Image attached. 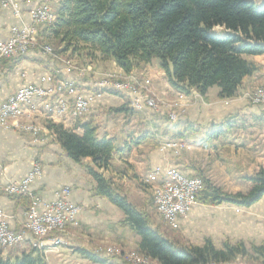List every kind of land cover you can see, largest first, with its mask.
<instances>
[{"label": "crops", "instance_id": "crops-1", "mask_svg": "<svg viewBox=\"0 0 264 264\" xmlns=\"http://www.w3.org/2000/svg\"><path fill=\"white\" fill-rule=\"evenodd\" d=\"M43 1L0 0V41L9 38L13 26L31 24L30 10ZM58 1L50 2L57 8ZM218 30L222 31L220 28ZM37 40L38 44L26 54L4 59L0 63V105L21 87H48V77H52L53 81H74L76 93L64 96L69 104L76 96L90 100L88 114L81 119L52 114L51 104L57 100V96L36 100L29 106L30 118L20 122H30L45 128L40 136L0 126V183L19 180L38 164L42 174L31 183L32 192L44 201H54L60 196L61 190L67 188V201L80 207L78 227L68 228L62 235L50 237L45 243L43 255L46 264H121L115 257L107 255L98 257V263L93 262L81 255L80 250L103 244L123 249L137 248L139 239L129 226L123 224L124 213L120 209L106 198L92 194L95 184L92 177L63 154L54 135L48 131L47 122L62 125L64 129L81 136V124L91 121L97 127L98 134L114 145L109 168L101 171L103 176L110 178L112 186L122 190L117 191L121 194H128V191L140 194L142 205H136V208L144 214L150 210L147 204L149 200L147 192L139 188L135 178L145 184L144 179L156 168L163 172L176 168L189 175L192 169L188 162L192 161L195 151L216 154L223 148L228 149L229 160L234 163V171L229 173L228 180L236 186L234 193L247 191L251 186L248 178L264 167V106L258 108L245 98L248 90L258 85L264 86V54L245 56L258 69L242 82L233 98H219V88L213 86L201 95V99H194L196 91L193 89L187 94L173 89L165 72L155 61L141 64L125 73L114 61L113 71L107 72L103 65L105 61L96 59V65L90 63L82 67L85 74L78 76L73 68L63 64L66 59L63 54L55 58L41 50L42 44L52 41L46 25L37 26ZM108 73L123 77L137 74L140 78H137L138 86L149 87L155 96L167 104L160 106L156 112L143 103L141 110L132 109L131 104L140 93L132 87L114 91L99 86L106 76L113 79V75ZM186 98H190L191 103L178 113L176 120H170L166 114L168 107ZM122 105L128 111H113ZM178 138L186 142V150L175 152L161 149L164 142ZM83 161L89 162L88 159ZM163 181L159 177L155 184L148 185L154 187ZM238 185L243 187L239 188ZM0 210L12 230L23 229L26 207L17 200V196L0 193ZM178 223L186 234L200 239L197 245H202L206 238L217 247L226 238L231 243L244 238L260 244L264 241V197L250 207L197 203L179 217ZM31 238L27 233L19 251L3 252V255L12 257L27 250ZM57 238L59 241L56 242Z\"/></svg>", "mask_w": 264, "mask_h": 264}, {"label": "trees", "instance_id": "trees-1", "mask_svg": "<svg viewBox=\"0 0 264 264\" xmlns=\"http://www.w3.org/2000/svg\"><path fill=\"white\" fill-rule=\"evenodd\" d=\"M220 28L222 34L214 32ZM57 52L85 54L113 60L126 73L140 64L157 61L171 87L200 95L213 86L218 97L233 98L242 82L257 69L245 56L264 54V1L256 0H59L56 19L46 24ZM111 90V89H109ZM114 112L128 111L122 105ZM63 154L93 179L92 194L106 198L124 213L123 224L139 237L137 249L158 264H219L252 253L264 259V243L247 249L242 242L220 247L206 238L202 245H184L152 227L128 194L117 192L101 171L109 168L113 143L100 136L91 122L81 124V136L62 125L47 122ZM84 159L89 162L84 163ZM197 201L206 205L250 207L264 197V167L251 175L245 192L227 193L200 173ZM28 209L30 199L18 195ZM93 262L99 258L85 250ZM0 264H46L44 255L28 248L11 257L0 249Z\"/></svg>", "mask_w": 264, "mask_h": 264}, {"label": "built area", "instance_id": "built-area-1", "mask_svg": "<svg viewBox=\"0 0 264 264\" xmlns=\"http://www.w3.org/2000/svg\"><path fill=\"white\" fill-rule=\"evenodd\" d=\"M44 0L30 10L29 15L31 24L13 26L10 29V36L6 40L0 41V63L4 59H10L16 56L26 54L31 48L38 44L37 26L51 24L52 19H56V8L50 2ZM41 50L52 57L58 58L53 53L52 47L41 46ZM67 62L63 64L67 67ZM83 70L79 71L82 74ZM50 85L48 87L41 86H24L19 88L5 102L0 105V126L4 129L19 130L21 132H29L34 136H40L45 128L30 122H20L31 116V106L36 100H44L57 96V100L51 104V113L61 116L68 115L73 119L84 118L89 111L90 100L81 96H76L71 104H69L64 96L74 95L76 88L72 85V80L53 81L52 77H48ZM99 85H108L118 90L130 89V83L118 82L112 80H102ZM255 104L264 103V88H257L250 97ZM148 107H155L152 99H145ZM136 108L142 107V104L135 101ZM185 142L181 139L177 141H167L161 145V149H171L175 152L182 150ZM42 174L41 167L35 164L33 168L22 178L17 181L0 183V193L10 196L27 195L30 199V205L25 211V220L21 231L12 230L7 223L6 217L0 210V249L6 251L16 247L26 239L29 233L33 237L31 246L41 249L51 234V227L55 224H62V231L66 228L78 227L77 215L80 211L78 205L72 204L66 199L68 189L61 190L58 199L54 201H44L40 196L32 192L30 186L33 180ZM161 177L164 181L160 185H156V191L153 192V201L157 213L162 220L172 229L179 226L178 219L185 215L189 209L198 203L196 197L202 189V181L200 178L183 173L176 168L167 169L163 172L160 168H156L150 173L146 179H151L154 184ZM56 239V238H55ZM59 241L57 238L56 242ZM102 250L97 247L96 253ZM112 253L113 250H107ZM131 262L142 263L144 259H139V252H129V256H125ZM243 264V263H236ZM264 264V261L261 263Z\"/></svg>", "mask_w": 264, "mask_h": 264}, {"label": "rangeland", "instance_id": "rangeland-1", "mask_svg": "<svg viewBox=\"0 0 264 264\" xmlns=\"http://www.w3.org/2000/svg\"><path fill=\"white\" fill-rule=\"evenodd\" d=\"M258 1L262 2L264 0H258ZM53 21H54V19L51 20V23H53ZM214 32H216L217 34H222V31L218 30V28H215ZM44 46H48V47H52L53 48V42L50 41V44H45ZM53 50H54L53 53H55L58 57H61L60 53L63 54L66 57L65 60L63 59L64 61H70V62H67V68H73L76 71L78 76H84V74H85V71L83 70L84 68H82V67H85V66L89 65L90 63H93L94 65L97 64L96 62H94L97 58H94V57L92 58L90 56L88 57V56H86L83 53L82 54H79V53L78 54H71L69 52H57L54 48H53ZM46 55H48V54H46ZM49 56H51V55H49ZM104 61H105L104 64L102 63L104 65V70L107 71V72H112L113 71L112 70L113 69V63H112L113 60H107V61L104 60ZM155 62H157V61H155ZM157 64H158V62H157ZM81 70H83L82 74L79 73V71H81ZM108 74H112V73H108ZM112 75H113V79H117V80L111 79L110 76H106L105 79L106 80H112V81H118V82L130 83V86L133 88V90L137 89L138 92L140 93V95H138L136 98H134V100H133V102L131 104L132 109L141 110V108H142V107L139 108V109L136 108V105H134L136 100H138V102H140V104H142V103L145 104V99H152L155 102V107H153V108L149 107V108H151V111H153V112H156L159 109L160 106L167 104L163 100H161L157 96H155V94L149 89V87H147V86H143V87L140 86L139 87L138 86V82H139L140 78H139V76L137 74H134L133 76H130V74H126L124 77L121 76V75L120 76H117L115 74H112ZM137 78H139V79H137ZM72 85H74V81L73 80H72ZM99 86H103L104 88L112 89L114 91H119L117 88L111 87V86H108V85H99ZM260 87L264 88V86L258 85L254 89L248 90L247 92H245L246 93L245 94L246 100L250 104L255 105L258 108H260L259 107L260 105L264 106V103L263 104H255V103L252 102L250 97L252 96V94L255 91V89L260 88ZM194 99H201V95L197 91H196V93L194 95ZM183 102H177L173 106L168 107V112L166 114L168 115L170 120H176L177 116H178V113L182 112L181 110H185L186 109V107L191 103V99L190 98L183 99ZM263 112H264V109H263ZM181 140H183V139H181ZM170 141H177V139H172ZM186 148H187V144L185 145V147L182 150H186ZM195 153H196L195 156L192 157L193 158L192 161L188 162L190 169H192V172L189 175L195 176L196 174L200 173L209 182H211L216 187L220 188L222 191L230 193V194L234 193L233 191L236 188V186L232 185L231 181L228 180L229 179V176H228L229 173L234 171V168H233L234 163H231L230 160H229L228 149L227 148H223V149H221L219 151V153H216V154H210L209 152H206L204 150L195 151ZM135 181H136V184L139 186V188H142L143 190H145L147 192V196H148L147 198L149 200L147 204H149L150 210H149V212H146L145 215H146L150 225L152 227H154V228L158 227L161 232L166 233L170 238L177 237L181 244H184V245H197V242L200 241V239H197L196 237L193 238L192 234H191L192 237L190 235L186 234L183 231V229L180 226V224H179V226L176 229H172L159 216V214L156 211V208H155V205H154V201H153V192L156 191V185L154 187H151V185H148L150 183L153 184L154 181H152L151 179H144V181L146 182L145 184L140 182L138 180V178H135ZM110 182L112 183L111 179H110ZM241 184H242V182H241ZM238 187L239 188L243 187V185H241V186L238 185ZM114 189L116 191H119V192L122 191L121 189L117 190V188H115V187H114ZM128 197L134 202L135 205H142V201L143 200H141L142 196L140 194L135 195V194H132V193H130L128 191ZM198 203L202 204V205H206V204H203V203H201L199 201H198ZM220 205L233 206V205H228V204H220ZM206 206H219V205H206ZM68 228H71V227H68ZM68 228H66L65 231H67ZM60 231H62V229L61 230H53L51 232V234H49L48 239L50 237L62 235L65 232V231L64 232H60ZM31 241H33V237L30 240V245L28 246V248H30V247L33 248L31 246ZM225 241L232 242L229 238H226L225 240H222L220 242L219 246H221L222 243L225 242ZM233 242H235V243L236 242H242L247 249H249L252 244H258V243L254 242V241H249V240H246L244 238L238 239V240L233 241ZM45 243L43 244L41 249H36V248H34V249L38 250L39 252H41L43 254L44 248H45ZM262 243H264V241ZM21 244H23V243H21ZM21 244H18L16 247L10 248V249H8L6 251H3L4 254H8L10 252L19 251ZM97 247H99V249L102 250V251L99 252V253H96L95 249ZM107 250H113V252L109 253ZM85 251H87L90 254L96 256L97 258L101 257L103 255H107L109 257H115L117 259V261H119L121 264H158L156 260H154L153 258H150L146 254L140 252L137 248H133V247L132 248L123 249V248L118 247L116 245H112V244H105L104 245L103 244V246H100V245L99 246H94L91 249L85 250ZM136 251L139 252V259H144V261L142 263L131 262L130 260H128L125 257V256H129V252H135L136 253ZM263 261H264L263 258L258 257V256L254 255L252 253H248L246 256H241V257L238 256V257H236V259H234L233 261L226 262V263H219V264H236V263L261 264Z\"/></svg>", "mask_w": 264, "mask_h": 264}, {"label": "bare ground", "instance_id": "bare-ground-1", "mask_svg": "<svg viewBox=\"0 0 264 264\" xmlns=\"http://www.w3.org/2000/svg\"><path fill=\"white\" fill-rule=\"evenodd\" d=\"M45 45V44H44ZM45 47H48V46H45ZM155 192V191H154ZM62 229V224H55V226L51 227V232L53 230H61ZM43 245H41V248H42Z\"/></svg>", "mask_w": 264, "mask_h": 264}]
</instances>
